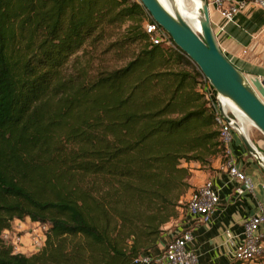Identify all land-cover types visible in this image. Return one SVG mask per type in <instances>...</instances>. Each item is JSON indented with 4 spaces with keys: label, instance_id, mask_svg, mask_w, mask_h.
Returning a JSON list of instances; mask_svg holds the SVG:
<instances>
[{
    "label": "trees",
    "instance_id": "trees-1",
    "mask_svg": "<svg viewBox=\"0 0 264 264\" xmlns=\"http://www.w3.org/2000/svg\"><path fill=\"white\" fill-rule=\"evenodd\" d=\"M148 20L140 0H0V264H141L181 213L189 164L226 162L208 80ZM100 46L125 63L91 74L81 56ZM26 218L51 225L31 256L2 238Z\"/></svg>",
    "mask_w": 264,
    "mask_h": 264
},
{
    "label": "crops",
    "instance_id": "crops-1",
    "mask_svg": "<svg viewBox=\"0 0 264 264\" xmlns=\"http://www.w3.org/2000/svg\"><path fill=\"white\" fill-rule=\"evenodd\" d=\"M223 21L226 20L218 18L212 24L225 54L245 73H256L264 77V72L250 63L248 53V49L251 46L255 48L257 44L258 49L264 48V9L250 2L234 22L224 23L227 25L226 31L222 29L225 27ZM249 129V132L255 131L253 128ZM257 142L261 148L264 147V140L258 139ZM230 150L256 187L253 192L239 195L236 192L239 183L222 168L223 164L219 165L218 170L209 172L208 179L212 180L220 203L207 223H199L190 217L184 221V227L193 229L194 239L188 248L198 254V264H229L233 261L235 247L245 240V221L257 214L259 204L264 203V171L259 161L237 133L233 135ZM159 251L152 248L144 254L156 255Z\"/></svg>",
    "mask_w": 264,
    "mask_h": 264
},
{
    "label": "built area",
    "instance_id": "built-area-1",
    "mask_svg": "<svg viewBox=\"0 0 264 264\" xmlns=\"http://www.w3.org/2000/svg\"><path fill=\"white\" fill-rule=\"evenodd\" d=\"M210 7L211 20L214 22L211 13V6L218 13L220 18L227 22H234L237 16L243 12L250 2H254L264 9V0H207ZM146 31L150 34V39L154 43L169 40L170 34L161 27L158 22L146 21ZM224 29V28H222ZM264 32V28H263ZM247 52V50H245ZM209 99V105L215 116L221 123V140L225 146L227 160L222 168L233 177L239 184L236 192L242 195L255 190V182L248 176L246 171L240 166L238 160L232 155L230 144L233 134L237 133L232 122L225 120L219 111V104L216 92L212 93L204 86L201 88ZM230 116L236 115L232 109L227 110ZM264 188V183L262 184ZM220 203L219 195L212 180H206L201 186L191 191L187 198V216L194 218L199 223H207L211 214ZM21 220V219H20ZM18 220V221H20ZM50 223L33 221V228L27 234L17 235L11 228L2 233L3 241L15 250V253L25 254L37 249H43L50 233ZM245 240L234 249V258L248 264H258L264 260V203L259 204L258 213L248 218L244 223ZM12 234L14 236H12ZM25 242H30L32 248H27ZM194 239L191 227H182L170 233V238L165 242L164 247L156 255L141 254L137 259L141 264H198L199 256L188 245ZM24 243L18 247V243ZM44 245V246H43Z\"/></svg>",
    "mask_w": 264,
    "mask_h": 264
},
{
    "label": "water",
    "instance_id": "water-1",
    "mask_svg": "<svg viewBox=\"0 0 264 264\" xmlns=\"http://www.w3.org/2000/svg\"><path fill=\"white\" fill-rule=\"evenodd\" d=\"M201 1L200 31H197L179 12H173L161 0H140L152 18L197 64L216 90L221 116L233 123L237 134L264 171V159L261 157L264 152L239 126L241 119L248 118L264 134V77L256 73H245L225 54L213 28L208 1ZM229 109L234 110L236 115L230 116L227 113Z\"/></svg>",
    "mask_w": 264,
    "mask_h": 264
},
{
    "label": "rangeland",
    "instance_id": "rangeland-1",
    "mask_svg": "<svg viewBox=\"0 0 264 264\" xmlns=\"http://www.w3.org/2000/svg\"><path fill=\"white\" fill-rule=\"evenodd\" d=\"M182 1V0H181ZM190 6H186V1H182V6L184 4V6L186 7V9L188 10H193L196 12V14H198V9L200 8L198 4H200L199 0H190ZM211 13H212V17L215 21V19H220L218 13L213 9V7L211 6ZM227 21H223V25L224 30H227V25H225L224 23ZM239 22V21H238ZM231 23V22H228ZM197 31H200V28H196ZM222 31V32H223ZM118 36H113L111 39H116ZM104 43H107V41H105ZM263 45V44H262ZM116 49H109V47H107L106 49H104L103 46H100L97 49H93L90 54H83V53H79V54H83L81 56V61L84 62L86 61L89 57L93 58V64H92V69L90 70L91 74H93L95 72V68L96 66H101L103 68H112V67H117V66H121L122 64L125 63V59L123 55V57H118L116 54ZM248 53H249V61L250 63H252L253 65H255L256 67L260 68L263 72H264V48L262 49V47H260L258 49V44L257 46L254 48V46H251L248 49ZM128 57V56H127ZM74 58H72L70 60V65L69 68L66 70V74L67 77L70 76H75L77 71L76 68L80 65V63L72 64ZM209 82V81H208ZM205 88L209 89L212 93H215L216 90L211 86L210 83L204 85ZM249 128H253L255 131L252 133L249 132ZM247 134L250 137V139L252 140V142L258 147V149L262 152H264V147H260L258 144V139L264 140V134L255 126L250 125L247 126ZM234 135V134H233ZM264 146V143H262ZM263 156V155H261ZM264 157V156H263ZM223 156H218L217 158L213 159L210 165H202L199 162H191L189 165L192 167L193 169V177L191 179V182L193 184V187L191 189L194 188H198L199 186H201L206 180H208V174L211 170H218L217 168H219L220 164H223ZM190 189V190H191ZM188 191V193L185 195V197L182 199V208H181V213L179 215V217L172 219L169 223H167L164 227H163V234H162V240L160 239L158 244L156 246H154L153 249H156L159 251L160 249H162L165 245V241L168 240V236L170 235L171 232L178 230V229H182V227H184V221L187 220V210H185L186 205H187V198L189 197V194L191 191ZM20 219H16L14 222H12V229L15 233H17V235H22V234H27V232H30L31 229L33 228V220H31L30 218H26L24 220H20ZM12 236H14L12 234ZM25 239H22V241L24 243H26L27 245L25 246V250L27 248H32L30 245V242H25ZM73 240L68 239L67 242L69 244V248L71 249V242ZM47 242V241H46ZM24 243H18L17 246L21 247L23 246ZM46 245V244H45ZM44 246V245H43ZM68 248V249H69ZM69 249V250H70ZM15 250V248H13V251ZM41 249H37L36 251H31L26 253L27 256H31L34 255L38 252H40ZM235 260V258L233 259ZM261 264H264V260L262 262H260Z\"/></svg>",
    "mask_w": 264,
    "mask_h": 264
},
{
    "label": "bare ground",
    "instance_id": "bare-ground-1",
    "mask_svg": "<svg viewBox=\"0 0 264 264\" xmlns=\"http://www.w3.org/2000/svg\"><path fill=\"white\" fill-rule=\"evenodd\" d=\"M164 5L169 8L170 10H172L173 12L177 11L179 12L191 25L192 27H194V29L196 30V28H200V21H199V16L201 14V4H202V1H200V4L199 5V9H198V14H196L195 11L193 10H188L186 9V7L182 6V1H186V6H190V0H161ZM224 105H226V103H224ZM227 106V105H226ZM239 115L240 116H243L242 113L239 112ZM250 125H253V122L250 120V119H241L239 121V126L240 128L242 129V131L246 134V136H248L247 134V126H250ZM263 159L264 157L261 156Z\"/></svg>",
    "mask_w": 264,
    "mask_h": 264
}]
</instances>
